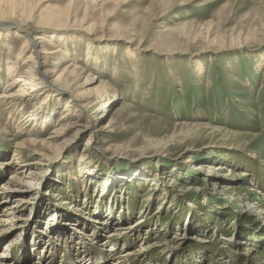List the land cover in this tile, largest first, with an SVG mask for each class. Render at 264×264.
I'll use <instances>...</instances> for the list:
<instances>
[{
    "label": "rangeland",
    "instance_id": "obj_1",
    "mask_svg": "<svg viewBox=\"0 0 264 264\" xmlns=\"http://www.w3.org/2000/svg\"><path fill=\"white\" fill-rule=\"evenodd\" d=\"M26 74L0 264H264V0H0Z\"/></svg>",
    "mask_w": 264,
    "mask_h": 264
},
{
    "label": "bare ground",
    "instance_id": "obj_2",
    "mask_svg": "<svg viewBox=\"0 0 264 264\" xmlns=\"http://www.w3.org/2000/svg\"><path fill=\"white\" fill-rule=\"evenodd\" d=\"M38 41H39V37H38ZM48 42V41H47ZM57 43L56 42H54V41H51L50 42V44H49V46L50 47H53V48H57V52L59 51V45H56ZM34 47V46H33ZM55 53V52H54ZM129 55H131V54H129ZM29 60L31 59V58H28ZM87 82V81H86ZM34 83V81H32L31 80V78H30V76L29 75H25V76H17L16 78H15V80H14V82L11 84V86H8V87H13V85L14 84H21V87H20V89H19V91L16 93H8V92H6V93H4V94H2V95H0V99H5V101L7 102V101H9L8 103H20V97L23 95V94H25V93H27V92H25V87H30L29 89H31V92L32 91H34V88H35V84H33ZM24 87V88H23ZM7 89V88H6ZM58 89L60 90V89H62L61 87H58ZM26 90H28V89H26ZM64 90V89H63ZM17 106V105H16ZM27 121L29 122L30 120H34L35 119V117H34V115L33 114H28L27 115ZM33 139V138H32ZM242 176H246V175H242ZM14 176H11V178H13ZM2 189H4V187L2 186ZM193 189V187L191 186V187H189V190H192ZM5 193L4 192H0V195H4ZM128 229V228H127ZM0 256H2V254L0 253ZM1 263L3 262V261H0Z\"/></svg>",
    "mask_w": 264,
    "mask_h": 264
}]
</instances>
